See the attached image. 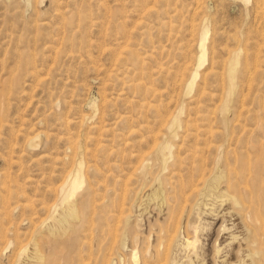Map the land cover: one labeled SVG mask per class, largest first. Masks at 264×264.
Instances as JSON below:
<instances>
[{
  "label": "rangeland",
  "instance_id": "1",
  "mask_svg": "<svg viewBox=\"0 0 264 264\" xmlns=\"http://www.w3.org/2000/svg\"><path fill=\"white\" fill-rule=\"evenodd\" d=\"M36 134L42 141L31 147ZM80 159L86 181L70 202L64 183ZM263 164L264 0H0V264H38L41 255L43 264L154 263L174 233L198 241L171 247L170 264H254ZM61 242L67 255L52 256Z\"/></svg>",
  "mask_w": 264,
  "mask_h": 264
},
{
  "label": "bare ground",
  "instance_id": "2",
  "mask_svg": "<svg viewBox=\"0 0 264 264\" xmlns=\"http://www.w3.org/2000/svg\"><path fill=\"white\" fill-rule=\"evenodd\" d=\"M244 1H246V0H244ZM150 13H152V12H150ZM193 20V19H192ZM196 25H197V23H196ZM195 29V28H194ZM209 32H210V28H209V26H208V24H207V22H206V20H205V22L203 23L202 22V25H201V27H200V29H199V64H198V67H201L203 64H204V62L207 60V50H206V44H207V40H208V36H209ZM196 34V33H195ZM196 39V38H195ZM193 40V39H192ZM187 64V63H186ZM237 65H238V59H237V57H234V58H232V60L229 62V84H228V94H231L232 93V91H234L233 90V88H234V77H235V73L237 72L236 70H237ZM198 67L193 71V73H192V78H191V81H190V84H191V86H192V84L194 83V81H195V79L199 76V72H198ZM188 69V68H187ZM192 71V70H191ZM191 71H190V73H191ZM188 74H189V72H188ZM206 74V73H205ZM186 75V74H185ZM183 76H184V74H183ZM189 76V75H188ZM187 79V78H186ZM205 79V78H204ZM203 79V80H204ZM186 81V80H185ZM184 81V82H185ZM140 85V84H139ZM226 104V103H225ZM153 108V107H152ZM243 109V108H242ZM147 122V121H146ZM161 123V122H160ZM169 123V122H168ZM141 128V127H140ZM199 129V128H198ZM204 130H202V132H203ZM199 132V131H198ZM205 132V131H204ZM213 132V131H212ZM156 133V132H155ZM207 133V132H206ZM185 135H186V133H185ZM52 136V135H51ZM156 136V135H155ZM187 136H188V134H187ZM30 138V137H29ZM172 138H173V136H172ZM157 139V138H156ZM171 139V138H170ZM29 141H28V144H29V146H31V147H37L39 144H40V142L42 141V135L41 134H36V135H34L33 137H31L30 139H28ZM160 141V140H159ZM155 142V141H154ZM153 142V143H154ZM156 142H158L157 140H156ZM152 143V144H153ZM172 143V142H171ZM222 143V142H221ZM248 143V145H249V142H247ZM246 143V144H247ZM44 144V143H43ZM217 144H219V143H217ZM229 144H230V142H229ZM228 144V145H229ZM232 144V143H231ZM158 145V144H157ZM226 145V144H225ZM224 145V146H225ZM251 145H252V142H251ZM254 145V144H253ZM256 145V144H255ZM258 145V144H257ZM260 145V144H259ZM256 146L258 149H259V147L260 146ZM230 146V145H229ZM80 147V146H79ZM152 147V146H151ZM226 147V146H225ZM250 147V146H249ZM232 148V147H231ZM234 148V147H233ZM242 148V147H241ZM173 149V148H172ZM222 149V148H221ZM225 149V148H224ZM223 149V150H224ZM228 149V148H227ZM77 150V149H76ZM152 150H154V149H152ZM169 150V144H164V145H161L159 148H158V150H157V154L158 155H164V154H166L167 153V151ZM222 150V151H223ZM249 150V149H248ZM247 150V151H248ZM251 150V149H250ZM198 152H200L199 150H197ZM216 151V150H215ZM225 151V150H224ZM235 151V150H234ZM227 152H228V150H227ZM236 152H237V150H236ZM236 152H234L235 154H237ZM243 152V151H242ZM251 152V151H250ZM150 153V152H149ZM173 153V152H172ZM142 154V153H141ZM197 154V153H196ZM216 154V153H215ZM215 154H214V156H215ZM228 154V153H227ZM238 154H239V152H238ZM243 154V153H242ZM74 155H75V153H74ZM138 155V154H137ZM149 155V154H148ZM229 155H231V154H229ZM244 155V154H243ZM79 156V155H78ZM195 156V155H194ZM216 156H217V154H216ZM215 156V157H216ZM231 156H233V155H231ZM235 156V155H234ZM242 156V155H241ZM241 156H240V160H241ZM253 156V155H252ZM75 157V156H74ZM84 157V156H83ZM137 157V156H136ZM143 157V156H142ZM146 157V156H145ZM255 157V156H254ZM259 157V156H258ZM226 158H228V157H226ZM237 158V157H236ZM246 158V157H245ZM252 158V157H251ZM261 158V157H260ZM172 159V158H171ZM223 159H225L224 157H223ZM223 159H222V162H223ZM234 159V158H233ZM254 159V158H253ZM259 159V158H258ZM75 160V159H74ZM144 160V159H143ZM142 160V161H143ZM153 160H154V158H153ZM199 160V159H198ZM213 160H215V159H213ZM237 160V159H236ZM245 160V159H244ZM247 160V159H246ZM245 160V161H246ZM252 160V159H251ZM255 160V159H254ZM253 160V161H254ZM234 161V160H233ZM238 161V160H237ZM260 161H261V159H260ZM73 162V161H72ZM75 162V161H74ZM85 162V161H84ZM84 162H83V160L82 159H80L79 161H78V163H77V166L71 171V172H69V174L68 175H66L67 176V178H66V181H65V183H64V187H65V195H66V198L70 201V202H72L73 201V199L76 197V194H77V191L80 189V188H82V186L85 184V173L83 172V166H84ZM139 162V161H138ZM213 162V161H212ZM211 162V163H212ZM252 162V161H251ZM142 163V162H141ZM141 163H140V165H141ZM195 163H197V162H195ZM198 163H200L199 161H198ZM203 163H204V161H203ZM225 163H226V160H225ZM262 163V162H261ZM168 164H169V162H168ZM239 164H241L240 163V161H239ZM245 164V163H244ZM85 165H87L86 163H85ZM210 165V164H209ZM235 165V164H234ZM250 165V164H249ZM72 166V165H71ZM160 167H161V164L159 165ZM204 166V165H203ZM202 166V167H203ZM210 166H212V164L210 165ZM221 166H222V164H221ZM224 166V165H223ZM258 167H259V172H260V164L259 165H257ZM140 167V166H139ZM201 167V168H202ZM248 167V166H247ZM73 168V167H72ZM71 168V169H72ZM212 168V170H213V166L211 167ZM231 168V167H230ZM237 168V167H236ZM240 168V166L237 168V169H239ZM251 168V167H250ZM249 168V169H250ZM254 168H255V163H254V167H253V171H251V172H253V173H251V174H254ZM70 169V168H69ZM227 170L229 169V168H226ZM248 169V168H247ZM263 169H264V164H263ZM209 170H211V169H209ZM211 170V171H212ZM225 170V169H224ZM240 170V169H239ZM238 170V172H240ZM243 170V169H242ZM245 170V169H244ZM70 171V170H69ZM195 171V170H194ZM232 171V170H231ZM230 171V172H231ZM235 171H237V170H235ZM248 171V170H247ZM199 172V171H198ZM207 172H208V170H207ZM258 172V173H259ZM206 173V172H205ZM234 173H236V172H234ZM257 173V174H258ZM198 174V173H197ZM241 174V173H240ZM209 173H208V177H209ZM249 175V174H248ZM247 174L245 175V176H248ZM63 176H65V175H63ZM205 176V175H204ZM223 176H224V171H220L219 173H217V174H215L214 176H213V178H212V180H211V182H210V185H209V190H208V193H209V196H211V197H214V190L215 189H217V188H219L218 186L220 185V182H221V180H222V178H223ZM237 176H238V174H237ZM242 176V175H241ZM251 176V175H250ZM249 176V177H250ZM260 176V175H259ZM198 177H199V175H198ZM201 178H202V175L200 176ZM207 177V176H206ZM205 177V178H206ZM226 177V176H225ZM233 177V176H232ZM65 178H62V179H65ZM204 178V177H203ZM230 178V177H229ZM234 178H235V176H234ZM234 178H233V180H234ZM244 178V177H243ZM261 178V177H260ZM263 178V177H262ZM237 179H238V177H237ZM241 179V178H240ZM257 178H255V176H254V179H253V176H252V182L251 183H253L252 184V187H253V193L251 194V199L253 200L254 198H255V193H256V186H255V180H256ZM186 180V179H185ZM193 180H194V182H195V178L193 177ZM203 180V179H202ZM202 180H200L201 182H203L204 183V181H202ZM226 180V179H225ZM258 180V179H257ZM182 181V180H181ZM196 181H198V180H196ZM230 181H231V179H230ZM239 181V180H238ZM62 182V181H61ZM64 182V181H63ZM187 182V181H186ZM222 182H223V180H222ZM229 182V181H228ZM228 182H227V184H228ZM237 182V181H236ZM235 182V183H236ZM244 182H246V181H244ZM258 182V181H257ZM260 182V181H259ZM180 183V182H179ZM178 183V184H179ZM185 183V182H184ZM189 183H190V181H189ZM196 183V182H195ZM198 183H200V182H198ZM240 183V182H239ZM243 183V182H242ZM263 183V182H262ZM187 184H188V182H187ZM207 184V183H206ZM225 184V183H224ZM243 184H245V183H243ZM264 184V183H263ZM158 185V184H157ZM196 185V184H195ZM229 185H230V182H229ZM237 185H239V184H237ZM258 185H260V183H258ZM257 185V186H258ZM163 186V185H162ZM180 186V185H179ZM183 186V185H182ZM185 186H188V185H186L185 184ZM198 186V185H197ZM232 186H234V183H233V185ZM247 187H248V182H247V185H246ZM199 188L201 187V186H198ZM239 187H240V185H239ZM242 187V186H241ZM241 187H240V189H241ZM56 188V187H55ZM55 188H54V191H56L55 190ZM59 188V187H58ZM160 188V187H159ZM164 188V187H163ZM179 188V187H178ZM183 188V187H182ZM233 188V187H232ZM156 189V188H155ZM187 189H188V191H190V192H194L195 191V187H193V188H187L186 187V191H187ZM190 189V190H189ZM237 189H238V187H237ZM237 189H235V190H237ZM260 189V188H259ZM258 189V190H259ZM183 190V189H182ZM198 190V189H197ZM227 190H229V189H227ZM248 190V189H247ZM50 191V190H49ZM53 191V190H52ZM234 191V190H233ZM232 190H231V193L233 192ZM239 191V190H238ZM57 192H58V190H57ZM198 192V191H197ZM240 192V191H239ZM238 192V193H239ZM249 192V191H248ZM161 193H163V191L161 192ZM186 193V192H185ZM242 193V192H241ZM240 193V194H241ZM264 193V187L261 189V193H259L258 194V196H257V194H256V197L258 198V200H259V196H261V195H264L263 194ZM55 194H56V192H55ZM58 194V193H57ZM182 194H183V192H182ZM181 194V195H182ZM220 194V198L221 197H228L227 196V194H223V192L222 193H219ZM237 194V193H236ZM243 194V193H242ZM187 195V194H186ZM192 195V194H191ZM82 196V195H81ZM198 196V195H197ZM236 196V195H235ZM244 196V195H243ZM242 196V197H243ZM56 197H57V195H56ZM187 197V196H186ZM186 197H183V198H185L186 199ZM210 197V198H211ZM238 197V196H237ZM242 197H240V198H237L238 200L239 199H241ZM247 197H249L248 196V194H247ZM159 198V197H158ZM202 198V197H201ZM216 198V197H215ZM182 199V198H181ZM184 199V201H186ZM217 199V198H216ZM249 199V198H248ZM264 199V198H263ZM222 200H223V198H222ZM244 200H245V198H244ZM257 199H256V201H258ZM183 200H182V202H184ZM229 201H230V199H229ZM240 201V200H239ZM247 201V200H246ZM255 201V202H256ZM180 202V201H179ZM181 202V203H182ZM231 202H232V200H231ZM233 202L234 203H236V200L233 198ZM259 202V201H258ZM257 202V203H258ZM240 203V202H239ZM242 203H244V202H242ZM242 203H240L241 205H242ZM80 204V203H79ZM224 204V203H223ZM233 204V203H232ZM248 204H249V200H248ZM90 205V204H89ZM212 205V204H211ZM261 205V204H260ZM46 206V205H45ZM78 206V205H77ZM190 206V205H189ZM217 206V205H216ZM233 206V205H232ZM243 206V205H242ZM249 205H247V207H248ZM251 206V205H250ZM250 206H249V208H250ZM48 207V206H47ZM49 207H51V206H49ZM49 207H48V209H49ZM91 207V206H90ZM174 207V206H173ZM182 206H180V208H181ZM191 207H192V205H191ZM190 207V208H191ZM244 207V206H243ZM246 207V206H245ZM246 207V208H247ZM64 208V207H63ZM178 209H179V206L177 207ZM176 208V210H178ZM184 208H185V206H184ZM195 208V207H194ZM232 208V207H231ZM234 208V211H236V207H233ZM238 208V207H237ZM259 208V207H258ZM258 208H257V210H258ZM69 210H68V213H67V216L69 215L70 216V218L72 217V218H75V217H77V213H78V210H77V208H76V206L72 203V204H70L69 205V208H68ZM78 209H79V207H78ZM173 209V208H172ZM187 209H188V207H187ZM214 209V208H213ZM223 209V208H222ZM229 209H230V207H229ZM244 209V208H243ZM168 210H170V209H168ZM174 210V209H173ZM181 210V209H180ZM189 210V209H188ZM188 210H187V212H188ZM228 210V209H227ZM248 210V209H247ZM250 210H253L252 208L250 209ZM256 210V209H255ZM256 210V211H257ZM48 211V210H47ZM64 211V210H63ZM80 211V210H79ZM89 211H90V209H89ZM184 210L182 209V212H183ZM221 211V210H220ZM241 211H243V210H241ZM240 211V212H241ZM246 210H244V212H245ZM261 211V210H260ZM259 211V212H260ZM65 212V211H64ZM120 212H121V210H120ZM120 212H119V214H120ZM232 212V211H231ZM258 212V211H257ZM263 212H264V209H263ZM81 213V212H80ZM79 213V214H80ZM107 213V212H106ZM65 214V213H64ZM124 214V213H123ZM172 214V213H171ZM174 214V213H173ZM178 214H179V212H178ZM236 214V213H235ZM242 215H243V213H241ZM245 214V213H244ZM250 214H251V211H250ZM252 214H255V220H257L259 217H257V214L255 213V211H253V213ZM168 215H170V214H168ZM181 215H182V213H181ZM62 216V215H61ZM68 216V217H69ZM78 216H80V215H78ZM171 216V215H170ZM178 216V215H177ZM187 216V215H186ZM214 216H215V214H214ZM254 216V215H253ZM253 216H251L252 217V219H254L253 218ZM262 216V215H261ZM111 217H113V216H111ZM117 217V216H116ZM115 217V218H116ZM120 217V216H119ZM123 217V216H122ZM181 217V216H180ZM189 217V216H188ZM223 217V216H222ZM221 217V218H222ZM227 217V216H226ZM241 217H243V216H241ZM115 218H114V221H115ZM238 218V217H237ZM244 218V217H243ZM242 218V221L244 220ZM263 218V217H262ZM45 219V218H44ZM65 219V218H64ZM93 219V218H92ZM91 219V220H92ZM112 219V218H111ZM117 219H119L118 217H117ZM122 219V218H121ZM121 219H119V220H121ZM174 219V218H173ZM172 219V220H173ZM176 219H178V218H176ZM264 219V218H263ZM60 220V219H59ZM89 220V219H88ZM181 220V219H180ZM198 220V219H197ZM222 220V219H221ZM248 220V219H247ZM259 220V219H258ZM262 220V219H261ZM66 221H67V219H66ZM78 221V220H77ZM80 221V220H79ZM78 221V222H79ZM86 221V220H85ZM84 221V222H85ZM117 221V220H116ZM177 222H179L178 220H176ZM185 221H186V219H185ZM253 221V220H252ZM65 222V221H64ZM87 222V221H86ZM92 222V221H91ZM91 222L89 223V226L91 227ZM121 222V221H120ZM261 222V221H260ZM264 222V221H263ZM262 222V223H263ZM52 223V222H51ZM62 223V222H61ZM171 223H173L172 221H171ZM180 223V222H179ZM251 223H253V222H251ZM257 222L255 221V224H256ZM84 224V223H83ZM86 224H88V223H86ZM86 224H84L85 226H86ZM174 224V223H173ZM185 224V223H184ZM245 224L247 225V223L245 222ZM254 224V223H253ZM258 224H259V222H258ZM255 225V236H258V237H253V238H255L254 240H255V258H254V260H253V263H254V261H255V263L254 264H264V256H263V252H262V250L261 249H263L264 248V243L262 242V240L264 241V227H262L263 226V224H262V226L260 225ZM62 225V224H61ZM63 225H65V224H63ZM73 225H75L74 223H73ZM167 225V224H166ZM171 225V224H170ZM176 225H177V223H176ZM52 226V225H51ZM50 226V227H51ZM89 226H87V227H89ZM178 226H179V224H178ZM165 227V226H164ZM250 227H253V226H249V228ZM63 228H64V226H63ZM85 228V227H84ZM161 228V227H160ZM160 228H159V230H160ZM248 228V227H247ZM246 228V229H247ZM83 229V228H82ZM91 229V228H90ZM89 229V230H90ZM158 229V228H157ZM167 229H168V227H167ZM175 229V228H174ZM196 229V228H195ZM50 230V229H49ZM73 230V229H72ZM93 230V229H92ZM170 230V229H169ZM171 230H172V228H171ZM178 230H179V227H178ZM253 230V229H252ZM252 230L251 231H249L250 233L252 232ZM158 231V230H157ZM165 231V230H164ZM186 231H187V233H188V228L186 229ZM108 232H110V231H108ZM177 232V231H176ZM196 232V231H195ZM55 233V232H54ZM92 233V232H91ZM90 233V234H91ZM158 232H156V234H157ZM173 233V232H172ZM183 233V232H182ZM69 234V231L67 232V234L66 235H68ZM171 234V233H170ZM186 234V233H185ZM42 235V234H41ZM109 235H110V233H109ZM113 235V234H112ZM158 235V234H157ZM168 235V234H167ZM1 236V235H0ZM4 236V235H3ZM65 236V235H64ZM158 236H160V231H159V235ZM183 236V235H182ZM181 236V238L179 237V235H177L176 233H174L173 235H170L169 236V238H168V242H166V246L164 245V243L165 242H163V245L166 247V248H164L165 249V251L163 252L164 253V256H165V258H162V259H158L157 261H155V259H157V258H155L154 259V263L153 262H148V261H146V260H144L145 258V254H144V256H143V260L140 262V264H170L169 262H170V258H171V256H170V249H171V247H173L174 249H188V250H190V249H195V247H196V243H197V241H198V238H197V236H188L187 234L185 235V238H183ZM248 236H249V234H248ZM253 236V235H252ZM55 237V236H54ZM167 237V236H166ZM251 237V236H250ZM35 238L36 237H34V240H35ZM110 238V237H109ZM165 238V237H164ZM248 238V237H247ZM0 239H1V237H0ZM56 239V238H55ZM62 240H63V237L61 238ZM158 239H161V237H158ZM157 239V240H158ZM252 239V238H251ZM249 240V241H252V240ZM7 240V239H6ZM132 240H133V238H132ZM232 240V239H231ZM235 240V239H234ZM246 240V239H245ZM15 241V240H14ZM165 241V240H164ZM244 241V240H243ZM16 242V241H15ZM68 242V241H67ZM67 242H61V243H59V244H57V245H53L52 244V246H53V249H52V251H53V254H52V256L54 255V254H56V252L58 253H63L64 254V256H66L67 255V249H68V243ZM109 242H110V240H109ZM133 242V241H132ZM247 242V241H246ZM148 243V242H147ZM6 244V243H5ZM5 244H3L4 246H5ZM11 244V243H10ZM112 244V243H111ZM156 244V243H155ZM154 244V245H155ZM246 245L248 244V243H245ZM244 244V245H245ZM1 245V244H0ZM2 245V246H3ZM110 245V244H109ZM243 245V246H244ZM1 246V247H2ZM19 246V245H18ZM111 246V245H110ZM148 246V245H147ZM156 246H157V244H156ZM214 246V245H213ZM242 246V247H243ZM248 246V245H247ZM246 246V247H247ZM37 247V246H36ZM131 247L133 248V245H131ZM144 247H145V245H144ZM157 248H159V245H158V247ZM157 248H155V250L157 249ZM239 248V246L237 247V249ZM249 248V247H248ZM3 249V248H2ZM17 249V248H16ZM108 249V248H107ZM110 249L112 250V248L110 247ZM109 249V250H110ZM213 249H215V248H213ZM254 249V248H253ZM253 249H251V250H253ZM142 250H144V249H142ZM158 251H160L159 249H157ZM235 250V249H234ZM250 250V249H249ZM17 251V250H16ZM145 251V250H144ZM152 251V250H151ZM148 252V251H147ZM17 253V252H16ZM38 253H40V252H38ZM152 253V252H151ZM157 253V252H156ZM160 253V252H159ZM212 253V252H211ZM252 253V252H251ZM254 253V252H253ZM41 254V253H40ZM131 254V253H130ZM138 252H137V250H133L132 251V258H133V261L134 262H138L139 261V259H138ZM235 255L237 254V252L235 251V253H234ZM57 255V254H56ZM59 255V254H58ZM142 255V254H141ZM151 255V254H150ZM197 255V254H196ZM154 256H156L155 255V253H154ZM163 256V257H164ZM16 257V256H15ZM60 257H61V255H60ZM151 257V256H150ZM212 257L214 258V255H212ZM240 257V259H241V256H239ZM252 257V256H251ZM254 257V256H253ZM56 258V257H55ZM140 258H141V256H140ZM147 258V257H146ZM161 258V257H160ZM233 258V257H232ZM234 259V258H233ZM35 260V259H34ZM58 260V259H57ZM148 260H149V257H148ZM150 260H151V258H150ZM191 260H193V259H191ZM214 260V259H213ZM249 260V259H248ZM44 261H45V259H44ZM52 261V260H51ZM55 261H56V259H55ZM161 261H163V263H160ZM110 262V261H109ZM228 262H229V260H228ZM57 263V262H56ZM192 263V262H191ZM195 263V262H194ZM193 263V264H194ZM38 264H43V257H42V255L41 256H39L38 257ZM214 264V263H213Z\"/></svg>",
  "mask_w": 264,
  "mask_h": 264
}]
</instances>
